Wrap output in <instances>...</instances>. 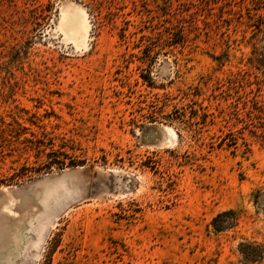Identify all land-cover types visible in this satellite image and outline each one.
<instances>
[{
	"label": "rangeland",
	"instance_id": "obj_1",
	"mask_svg": "<svg viewBox=\"0 0 264 264\" xmlns=\"http://www.w3.org/2000/svg\"><path fill=\"white\" fill-rule=\"evenodd\" d=\"M263 46L264 0H0V264H264Z\"/></svg>",
	"mask_w": 264,
	"mask_h": 264
},
{
	"label": "trees",
	"instance_id": "obj_2",
	"mask_svg": "<svg viewBox=\"0 0 264 264\" xmlns=\"http://www.w3.org/2000/svg\"><path fill=\"white\" fill-rule=\"evenodd\" d=\"M179 38H180V34L177 32L175 35H172L171 39L168 41V45H176V44L180 43ZM261 50H257V52L255 51L254 54L252 55V57L250 58V60L253 62L255 68L263 70V66H264V46H263V48H261ZM143 78H145V77H143ZM144 80L146 82H149L147 79H144ZM201 122H205V120L201 121ZM31 135H34V133H31ZM35 138H36V136H35ZM25 139H27V138H25ZM232 140L234 141L235 139H232ZM32 143L35 144L40 149L41 148H44V149L48 148L50 151L45 153V157L50 160L49 161L50 165H53V164L57 165L58 164V162L57 161H53L51 156L49 155L52 152H57L58 151V149H53L54 144L52 142H50L49 145H47L46 142L43 141L42 139H34L32 141ZM74 162L75 161H70L69 160V165L70 166L77 165V163H74Z\"/></svg>",
	"mask_w": 264,
	"mask_h": 264
}]
</instances>
